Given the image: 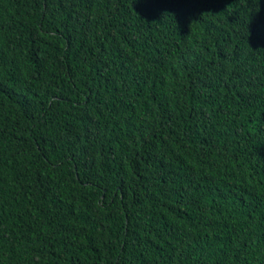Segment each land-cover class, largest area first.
Listing matches in <instances>:
<instances>
[{
	"label": "trees",
	"instance_id": "1",
	"mask_svg": "<svg viewBox=\"0 0 264 264\" xmlns=\"http://www.w3.org/2000/svg\"><path fill=\"white\" fill-rule=\"evenodd\" d=\"M0 264H264V0H0Z\"/></svg>",
	"mask_w": 264,
	"mask_h": 264
}]
</instances>
